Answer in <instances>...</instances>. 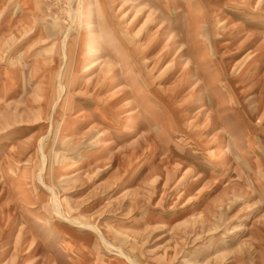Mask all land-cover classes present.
I'll use <instances>...</instances> for the list:
<instances>
[{
	"label": "rangeland",
	"instance_id": "rangeland-1",
	"mask_svg": "<svg viewBox=\"0 0 264 264\" xmlns=\"http://www.w3.org/2000/svg\"><path fill=\"white\" fill-rule=\"evenodd\" d=\"M13 7L0 264H264V0Z\"/></svg>",
	"mask_w": 264,
	"mask_h": 264
},
{
	"label": "crops",
	"instance_id": "crops-1",
	"mask_svg": "<svg viewBox=\"0 0 264 264\" xmlns=\"http://www.w3.org/2000/svg\"><path fill=\"white\" fill-rule=\"evenodd\" d=\"M33 0H27V2L30 4ZM24 0H0V6L9 7L8 13L6 14L8 18L4 22H10L13 19V16L15 15L14 7L17 4H22ZM12 17V19H10Z\"/></svg>",
	"mask_w": 264,
	"mask_h": 264
},
{
	"label": "bare ground",
	"instance_id": "bare-ground-1",
	"mask_svg": "<svg viewBox=\"0 0 264 264\" xmlns=\"http://www.w3.org/2000/svg\"><path fill=\"white\" fill-rule=\"evenodd\" d=\"M95 36H96V34H95ZM95 38H96V39H98V37H97V36H96ZM96 42H97V41H96ZM93 47H95V46H93ZM208 89H209V88H208Z\"/></svg>",
	"mask_w": 264,
	"mask_h": 264
}]
</instances>
